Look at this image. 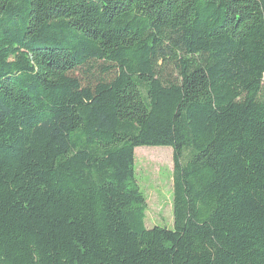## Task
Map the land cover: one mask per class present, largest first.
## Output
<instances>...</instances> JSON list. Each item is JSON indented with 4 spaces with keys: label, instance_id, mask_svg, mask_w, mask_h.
I'll list each match as a JSON object with an SVG mask.
<instances>
[{
    "label": "trees",
    "instance_id": "1",
    "mask_svg": "<svg viewBox=\"0 0 264 264\" xmlns=\"http://www.w3.org/2000/svg\"><path fill=\"white\" fill-rule=\"evenodd\" d=\"M0 264H264V0H0Z\"/></svg>",
    "mask_w": 264,
    "mask_h": 264
},
{
    "label": "rangeland",
    "instance_id": "2",
    "mask_svg": "<svg viewBox=\"0 0 264 264\" xmlns=\"http://www.w3.org/2000/svg\"><path fill=\"white\" fill-rule=\"evenodd\" d=\"M75 75L79 76V72ZM97 76L98 72L94 71L86 79L95 80ZM172 169L171 147L138 146L134 149L133 179L145 201L146 228H173Z\"/></svg>",
    "mask_w": 264,
    "mask_h": 264
},
{
    "label": "bare ground",
    "instance_id": "3",
    "mask_svg": "<svg viewBox=\"0 0 264 264\" xmlns=\"http://www.w3.org/2000/svg\"><path fill=\"white\" fill-rule=\"evenodd\" d=\"M160 162H161V160H160Z\"/></svg>",
    "mask_w": 264,
    "mask_h": 264
}]
</instances>
